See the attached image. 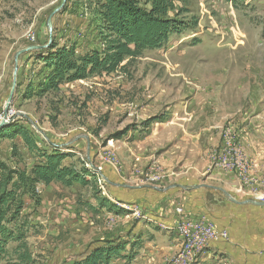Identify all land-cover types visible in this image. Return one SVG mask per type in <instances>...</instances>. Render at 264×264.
Instances as JSON below:
<instances>
[{
  "label": "rangeland",
  "instance_id": "obj_1",
  "mask_svg": "<svg viewBox=\"0 0 264 264\" xmlns=\"http://www.w3.org/2000/svg\"><path fill=\"white\" fill-rule=\"evenodd\" d=\"M170 1V16L178 14L183 31L161 48L127 59L117 72L41 93L50 71L41 50L20 56L7 111L11 118L25 116L9 125L26 127L40 151L20 136H2L0 158L30 171L42 151H61L69 155L68 165L87 170L91 185L38 184V198L27 200L22 216L27 252L12 242L0 264H72L106 240L150 235L178 238L176 248L161 254V264H197L202 257H208L203 264H233L206 252L212 243L232 240V228H220L216 219L244 215L255 236L260 232L264 207L239 206L220 191L194 187L219 186L238 200L264 201V0ZM62 3L0 0V73L8 70L0 76V122L17 51L53 42L75 45L79 55L102 47L101 21L90 0H67L49 30L48 18ZM151 117L157 120L148 122ZM174 184L180 187L167 192L144 187ZM97 197L122 212L101 207ZM186 221L211 225L219 236L190 241L189 248L180 234ZM150 262L142 264H156Z\"/></svg>",
  "mask_w": 264,
  "mask_h": 264
},
{
  "label": "trees",
  "instance_id": "obj_2",
  "mask_svg": "<svg viewBox=\"0 0 264 264\" xmlns=\"http://www.w3.org/2000/svg\"><path fill=\"white\" fill-rule=\"evenodd\" d=\"M235 2L236 0H228ZM94 13L101 21V48L78 54L75 45L51 44L39 51L46 68V82L40 92L57 90L63 84L87 79L93 75L111 74L125 67L127 59L134 60L147 49H159L175 33L183 31L184 23L170 12V0H90ZM38 93V91H35ZM151 117L148 122L156 121ZM13 139L20 136L31 150L40 151L33 134L19 123L5 126L0 137ZM69 155L61 151L44 152L30 171L12 167L0 158V262L12 242L25 249V221L22 219L27 199L38 198L37 185L60 183L91 185L86 169L79 171L68 165ZM101 207L113 212L122 209L106 197H97ZM121 238L106 240L90 249L84 257L72 264H114L116 260H133L141 246L139 240L120 242ZM131 243V248L128 245ZM137 248V249H136ZM22 259L29 258L27 253Z\"/></svg>",
  "mask_w": 264,
  "mask_h": 264
},
{
  "label": "crops",
  "instance_id": "obj_3",
  "mask_svg": "<svg viewBox=\"0 0 264 264\" xmlns=\"http://www.w3.org/2000/svg\"><path fill=\"white\" fill-rule=\"evenodd\" d=\"M0 76H5V78L8 76L7 68H4V71L0 73ZM6 80L7 79H5V81ZM1 94L0 96L2 97ZM246 218L247 217L244 215L238 216L236 221L235 218L231 219L228 215L225 217H218L217 219L215 218L217 220L216 223L220 228H232L230 230L232 240L229 244L226 242L212 243L206 252L209 254L211 252L213 254L217 253V260L220 262L223 258H229L233 260V264H264V248L262 251L254 250V242L264 245V224L263 227L260 228V232L255 236L254 232L256 231H253V228L250 225H247L249 220ZM140 230H142V228ZM137 237H140V234L137 235ZM140 239H142V241L141 246L138 249V255L132 260L135 264H142L143 261L147 260L148 263H151L150 261L153 260V263L161 264V254L166 252L169 248H176L178 244L175 243V241L178 242V238L171 239L166 236L162 239L163 241L159 240V237L154 238L152 235L148 237L141 236ZM205 259H208V257H202L197 264H203L202 262ZM119 261L120 260L115 261L114 264H117ZM214 264H216V262Z\"/></svg>",
  "mask_w": 264,
  "mask_h": 264
},
{
  "label": "water",
  "instance_id": "obj_4",
  "mask_svg": "<svg viewBox=\"0 0 264 264\" xmlns=\"http://www.w3.org/2000/svg\"><path fill=\"white\" fill-rule=\"evenodd\" d=\"M67 0H63V3L62 5L57 8L51 15L50 17L48 18V28L50 31H52V18L54 16L55 13L59 12L63 6L66 4ZM50 44V43H49ZM48 45L46 46H42V45H33V46H29V47H26L24 49H21L19 51H17V53L15 54V67H14V74H13V85H12V89H11V92H10V95L7 99V103H6V107H5V112H4V118L3 120L0 122V130L2 128H4L5 126H8L12 121H15L17 117L21 116V117H24L25 115H23L22 113L18 114L17 117H14V118H9V113H8V107L9 105L11 104L12 100H13V96H14V93H15V89H16V86H17V74H18V70H19V58L22 54L28 52V51H32V50H42L44 48H47ZM105 180L109 183H111L109 181V179L107 177H104ZM111 184H114V183H111ZM116 186H119V184H115ZM127 188H132V189H137V188H143V187H137V186H129V185H125ZM144 187H147V188H151V189H154L158 192H167L168 190L170 189H173V188H176V187H180L179 184H174V185H171V186H168V187H165V188H161V187H157V186H150V185H147V186H144ZM200 187H209V188H212L214 190H217V191H220L221 193L224 194V196L229 200L231 201L232 203L236 204V205H254V206H260V207H264V201H258V200H255V199H246V200H238L236 198L233 197V195L225 190L224 188L222 187H219V186H212V185H198V186H195L194 188H200Z\"/></svg>",
  "mask_w": 264,
  "mask_h": 264
},
{
  "label": "built area",
  "instance_id": "obj_5",
  "mask_svg": "<svg viewBox=\"0 0 264 264\" xmlns=\"http://www.w3.org/2000/svg\"><path fill=\"white\" fill-rule=\"evenodd\" d=\"M213 230L211 225H206L201 221H186L181 227V232L184 233V241L189 244V248H191L190 241L206 243L210 239H217L219 234L214 236ZM184 262L186 263V261L182 263Z\"/></svg>",
  "mask_w": 264,
  "mask_h": 264
},
{
  "label": "bare ground",
  "instance_id": "obj_6",
  "mask_svg": "<svg viewBox=\"0 0 264 264\" xmlns=\"http://www.w3.org/2000/svg\"><path fill=\"white\" fill-rule=\"evenodd\" d=\"M9 118H11L10 114H9ZM180 234H181L182 238L184 239V233L181 232V229H180Z\"/></svg>",
  "mask_w": 264,
  "mask_h": 264
}]
</instances>
